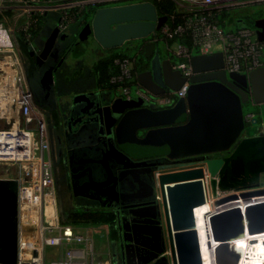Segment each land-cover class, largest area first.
Here are the masks:
<instances>
[{
    "label": "water",
    "instance_id": "obj_1",
    "mask_svg": "<svg viewBox=\"0 0 264 264\" xmlns=\"http://www.w3.org/2000/svg\"><path fill=\"white\" fill-rule=\"evenodd\" d=\"M252 17L253 28L264 43V12ZM165 21L152 1L101 7L68 53L73 46L84 51L85 42L93 39L104 50L135 47L143 90L151 96L178 91L187 78L173 68L174 62L160 45L158 33ZM60 36L63 40L71 37L55 27L38 54L40 63L48 60ZM191 66L194 75L188 95L170 108H157L142 98H111L104 107L109 142L99 164L109 177L106 180L102 172L88 170L80 192L93 191L88 195L100 199L112 193L113 200L102 211L115 216L112 227L120 234L122 264H130L129 250L134 242L125 233L130 228L140 230L158 247L144 252L146 257L138 264H205L199 228L176 226L166 201L159 197L158 163L144 160L206 157L201 165L211 189L215 195L223 193L213 203L214 209L203 216L209 264H217L214 248L224 238L223 224H211L213 214L240 206L242 210L228 212L234 220L228 222L233 238L244 235L246 228L250 234L264 235V103L256 104L263 99L258 82L264 80V66L248 75L227 72L221 52L194 54ZM54 72V67L49 68L44 81L52 83ZM248 115L252 116L250 122ZM115 166L123 167L118 177H113ZM128 176L135 190L120 185ZM128 215L134 217L135 224H129ZM17 259L18 182L0 179V264H17Z\"/></svg>",
    "mask_w": 264,
    "mask_h": 264
},
{
    "label": "built area",
    "instance_id": "obj_2",
    "mask_svg": "<svg viewBox=\"0 0 264 264\" xmlns=\"http://www.w3.org/2000/svg\"><path fill=\"white\" fill-rule=\"evenodd\" d=\"M136 1L139 0H0V66L15 75L14 104L19 110V119H9L0 127V164H8L15 172L0 179L18 182L17 264H114V261L99 249V238L106 237L102 228L65 223L57 212L45 210L46 198L55 185L50 121L48 112L39 106L30 88L16 34L22 32L33 48L31 32L37 29L40 18L50 12L59 14L58 28L65 34L76 25L89 23L90 20L81 18L88 8ZM173 1L178 6V15L167 19L160 34L164 40L173 41L167 49L185 60L173 63V68L180 70L187 81L178 91L151 96L138 82L135 60L121 58L115 62L120 72L110 83L125 99L142 98L160 109L174 106L188 95L189 80L194 75L191 66L194 54L221 52L227 72L248 75L264 66V43L256 29L240 27L226 31L220 25V17L228 11L264 0ZM7 11L13 12L10 18L5 14ZM14 18L24 20L16 29L8 25Z\"/></svg>",
    "mask_w": 264,
    "mask_h": 264
},
{
    "label": "crops",
    "instance_id": "obj_3",
    "mask_svg": "<svg viewBox=\"0 0 264 264\" xmlns=\"http://www.w3.org/2000/svg\"><path fill=\"white\" fill-rule=\"evenodd\" d=\"M264 3V2H263ZM44 20L41 24L40 31L37 38V44L42 43L43 40L49 36L51 31L58 27L59 22V14L57 12H50L49 14L45 15ZM13 25L17 28L22 22H24L23 19L14 18L10 20ZM232 24H235L237 30V26L240 28L242 26H239L238 22H233ZM78 26V27H77ZM14 27V28H15ZM86 26L83 24L76 25L73 30L70 32L76 36L85 28ZM15 28V29H16ZM78 28V29H77ZM77 29V30H76ZM234 29L231 31H235ZM73 36V37H74ZM39 45V44H38ZM167 50V47L165 46V51ZM107 54V50H102L100 53V59L103 58ZM263 61H264V49H263ZM66 62V61H65ZM64 65L65 63L60 67L56 74L55 81L53 82V85L56 89L60 86L59 92L56 91L55 95L52 96L51 101V108L53 113V120L50 124V135L52 139V154L54 158H56L55 162V177L57 178L61 169L66 168L67 172L72 171V166L74 165L73 162L76 159H82V161L79 163L81 166L85 164V160L91 158L93 153L89 152L87 147L95 142H98L106 135V128L104 127V122L101 120L98 115L93 112L89 115H85L81 112V109L84 106L85 101H78L75 103V98H78L80 96H85L88 99H90L92 102H94V99H96L97 96L103 95L104 100L106 102V105H109L112 101L111 98H117V92L115 91L114 87L108 86L100 82L101 79H98L96 75L91 76V87H77L73 88L75 90L71 91L75 83L80 80L82 76H79L77 79L76 77L69 76L68 73L64 72ZM41 72V70H38ZM37 72V73H39ZM57 79V81H56ZM59 82V83H58ZM61 82V83H60ZM258 85L262 88V100H259L256 102L257 105L264 103V80L258 82ZM62 88V89H61ZM14 102V95L11 94L9 96L8 101ZM7 101V100H6ZM75 101V102H74ZM67 113H72L71 115H67ZM247 120L250 122L252 118H247ZM77 156V157H76ZM75 163V162H74ZM87 163V162H86ZM76 165V164H75ZM186 166V167H184ZM180 166V168H195V167H203L201 164H192V165H184ZM57 171V172H56ZM58 179V178H57ZM56 179V180H57ZM208 192L209 197L212 199L213 203L220 197L223 196V193L218 192V194H214L210 183L208 186ZM213 194V195H212ZM77 202L86 201L89 200L86 198L85 195H78L77 196ZM215 200V201H214ZM66 211H62V217L59 216L60 220L65 222V214L70 213V211L75 210L72 209L69 206H65ZM91 209H85V211H89ZM95 210V209H94ZM102 211V209H98ZM82 226H93L97 228H102V231L104 232V236L106 237H100L98 240V243L100 245L99 249L103 252H106V256H111L114 258L115 254V247H114V241L111 236V228L109 225L106 224H100V225H88V224H78ZM130 264H138V262H135V259L133 256H130L129 259Z\"/></svg>",
    "mask_w": 264,
    "mask_h": 264
},
{
    "label": "flooded vegetation",
    "instance_id": "obj_4",
    "mask_svg": "<svg viewBox=\"0 0 264 264\" xmlns=\"http://www.w3.org/2000/svg\"><path fill=\"white\" fill-rule=\"evenodd\" d=\"M70 32L65 33V34L68 35V34H70ZM61 34L65 35L64 33H61ZM46 38L43 40V42L41 44L38 43L39 45L37 44V39H36L35 42H33L34 43L33 48L31 47L32 50H31V53L29 55V59L27 57L25 59L24 56H23V58H24V62H25L27 77H28L29 83H30V88L34 94L36 102L39 104V106H41L44 110H46L48 112L49 121L51 124L52 120L54 119L53 113L51 111L52 110V108H51L52 96L55 95L56 91H58V88L56 87V89H55V87L53 85V82L55 81V78H56V74H57L58 70L60 69V67L65 63L68 55L70 53H72L73 51H79V50H77L76 46H73L72 50L68 53L69 49L72 47V44L76 45L78 43V40H76V42H74L76 37H70V38L63 40V39H61V36H60V38L58 39L56 46H55L53 52L51 53L50 57L48 58V60H45V61H43V63H40L39 59L37 57H38V54L43 49V45H44ZM87 44H88V41L85 42L86 46H87ZM94 44L98 45L97 43H94ZM128 44H130V43H128ZM134 49H135V47H134ZM33 53H36V54H33ZM51 67L55 68L54 80L52 83L46 82L43 79L45 73ZM33 68H36V69H33ZM38 70H41V72H39ZM37 72H39V73H37ZM115 91L117 92L116 89H115ZM117 96H118L117 98L125 99L118 92H117ZM79 99L81 101L82 100L85 101L84 106L81 109V112L85 115L86 114L89 115V114L95 112L98 115V117L101 120H103L104 127L106 128L107 116H106V112L104 111V107L106 106L104 96L103 95L97 96L96 99H94V102H92L90 99H88L85 96H80L78 98H75V101L79 100ZM132 99H136V98L134 97ZM77 102L78 101H76L75 103H77ZM50 124H49V132H50ZM50 137H51V135H50ZM107 142H109V141H108L107 132H106L105 137H103L98 142H95V143H93L87 147L88 151L93 153L91 158L86 159L85 164L82 166L79 164L82 161V159L74 160L75 163L73 162L74 165L72 166L71 172H67L66 168H62L58 177H57L58 179L55 177L56 184L57 185H59V184L64 185L65 184V185H67V187L69 189H75V192L78 195L87 196L90 193L92 195L94 193L93 191H84L83 190L84 192H80V188H81L82 184L88 180V177H89V171L88 170H90V169L93 170L94 173H96L98 171L102 172L104 174V176H106V180L108 179L109 175L104 172L105 170L103 169V166L101 164H99V162L102 160V156H103L104 152H108L107 151L108 150L107 149L108 148ZM113 142H114V144L116 143L115 138L113 139ZM51 143H52V139H51ZM216 156H218V155H214V157H216ZM205 159H206V157H201V156L189 158V159H183V160H169V159H166L164 157H160L157 159L144 160V161H147V163H150V162L158 163V168L155 171V174H156L159 171H166L169 169H182V168H180V166H184V165L201 164L204 162ZM90 160H95V162H91ZM55 162H56V158H55ZM184 167H186V166H184ZM55 170H56V167H55V163H54V172H55ZM121 170H123L122 166H115L113 169V173H114L113 177H118ZM113 177H112V180L114 179ZM120 185L123 188H126L128 190H135L136 189V186L133 184V181L130 178V176L123 179V181L120 182ZM107 195L108 196H106V198L101 197L102 200H106V207H108V205L110 204L109 200H113L111 197L112 196L111 192H108ZM96 198L100 199L99 196ZM128 210L129 209H127V211ZM122 211H123V209H122ZM128 217L131 218L128 220L129 224H131V225L135 224L134 223V217L129 216V215H128ZM136 224H138V223H136ZM114 229H116V228H114ZM125 233L127 234V237L131 238L132 241L134 242L132 245V248H130V250H129V253H130V256H133L134 258H136L135 261L137 260L138 262H140L141 260H143L146 257L143 255L144 252L152 251V250L158 248L154 243L149 242L147 237H145L144 233H142L140 230H134V229L130 228V229L125 230ZM117 234H118L117 235L118 238H116V240L114 241V247H115V254H114V258H113L114 264H117V261H119V260H121V262H122L121 246H120V238H119L120 234H119L118 230H117ZM154 234L156 235L157 232L154 231Z\"/></svg>",
    "mask_w": 264,
    "mask_h": 264
},
{
    "label": "bare ground",
    "instance_id": "obj_5",
    "mask_svg": "<svg viewBox=\"0 0 264 264\" xmlns=\"http://www.w3.org/2000/svg\"><path fill=\"white\" fill-rule=\"evenodd\" d=\"M156 176L162 199L166 201L167 211L176 226L195 225L199 228L205 264H209L203 216L206 211L213 210L214 205L209 197V180L204 174L203 167L169 169L157 172ZM238 208L242 210L240 206H236L230 210L223 209L210 217L213 227L223 224L224 238L215 248L212 246L215 262L217 264H264V235L250 234L246 228L244 235L234 239V234L229 231L231 226L228 222L234 220L228 212ZM227 213L228 215H225Z\"/></svg>",
    "mask_w": 264,
    "mask_h": 264
},
{
    "label": "rangeland",
    "instance_id": "obj_6",
    "mask_svg": "<svg viewBox=\"0 0 264 264\" xmlns=\"http://www.w3.org/2000/svg\"><path fill=\"white\" fill-rule=\"evenodd\" d=\"M139 1H142V0H139ZM144 1H148V0H144ZM262 6H264V3H259V4L254 3L253 5H247V6L238 7V8L258 9V8H261ZM238 8H234L232 10L235 12L239 10ZM238 24L239 26L243 25L242 22H238ZM8 25L13 28L15 27V25H13L11 21H8ZM233 29L235 30L236 26H234L232 23L227 25L225 28L226 31H231ZM94 43H96L94 39L92 41L90 40L87 44L88 47L84 44L85 45L84 51H80V50L73 51L72 53L68 55L66 59L65 65L63 67L64 72L68 73L69 76L76 77L75 79H77L79 76H82L81 78H79L80 80H78V82L75 83V85L72 88H68V89H72L71 91L75 90L73 88H77V87L87 88V87H91L92 85L91 76L96 73L94 66L95 64H97V62H99L100 53L103 50V48H100V46L95 45ZM136 45L137 43L134 44V46ZM160 45L165 50V44L163 42H160ZM130 54H132V56L137 55L135 50H133L132 53ZM24 57L26 59L25 55ZM57 86H58L57 88L59 92L61 85L60 86L57 85ZM15 92H16L15 75L8 68L0 66V127H3L4 125H6V121L9 119L10 120L19 119L18 108L15 106V104L11 100L8 101L9 96L11 94H14ZM71 114L72 113H67L68 116ZM13 173L15 172L9 168L8 164H3V163L0 164V178L8 177ZM77 196L78 194L75 192V189H69L67 185L65 184L57 185L55 182L54 188L50 192V195L47 196L46 198L45 210L48 213L51 211L57 212L58 216L62 217V211L64 212L66 211L65 206H69L72 209H75V210L70 211L72 213L75 211H85V209L104 210L106 207L102 199L98 200L91 195L86 196V198H88L89 200L81 201L78 203ZM159 197L161 200H163L160 190H159ZM161 204L163 205L164 202ZM96 239L98 238L96 237ZM135 262L137 263L138 261L136 260ZM117 264H122L121 260L117 261Z\"/></svg>",
    "mask_w": 264,
    "mask_h": 264
},
{
    "label": "trees",
    "instance_id": "obj_7",
    "mask_svg": "<svg viewBox=\"0 0 264 264\" xmlns=\"http://www.w3.org/2000/svg\"><path fill=\"white\" fill-rule=\"evenodd\" d=\"M152 2L157 6L158 11L160 13L161 16L167 19L171 16V15H178V6L177 4L173 1V0H152ZM98 8H88L86 10H84L81 14V18L83 19H87L90 20L92 18V16L95 14L96 10ZM239 9V10H238ZM236 10L238 11H233L230 10V12L225 13L222 17H220V25L222 28H226L227 25L235 22H242L243 25H241L242 27H249L252 28L253 23H254V19L252 16H256L260 13L264 12V6H262L261 8L258 9H252V8H238ZM5 14L7 15L8 18H10L13 14L12 11H7L5 12ZM252 17V18H251ZM1 20V17H0ZM44 18H40L39 24L37 26V29L32 30V34H33V42H35V40L38 38V34L40 31V27L41 24L43 22ZM165 21V22H166ZM164 22V23H165ZM228 23V24H227ZM89 23L83 24L85 26H87ZM235 26V24H233ZM75 27V26H74ZM78 27V26H77ZM239 27L237 26V29ZM161 29V27H160ZM160 29H159V33H158V38L160 39V42H163L165 44L166 47H168L173 41L172 40H164L160 34ZM17 40L19 43V47L21 50L22 55L26 56L29 59V55L31 53V45L28 44L24 38V34L22 32H17ZM69 36L73 37L74 35L71 33L68 34ZM76 37V34L75 36ZM180 41H184V39L179 38ZM128 46V45H127ZM134 49L131 48L130 46L128 47H122V48H117V49H109L107 50V54H105V56H103V58H101L99 60V62H97V64H95L94 68H95V74L96 77H98V79H101L102 83L106 84L109 86H113L110 83V80L113 76L117 75L120 72L119 67L116 65V60L121 59V58H132L135 60V65H136V69L138 71L139 69V64H138V59L135 58L134 56H132V51ZM135 52L137 53V50H135ZM165 55H167L168 57H170L172 59V61L174 63H178V62H184V59L178 58L175 55H173L168 49L165 51ZM141 57V56H140ZM36 69V68H33ZM65 223H70V224H88V225H102V224H106L109 225L111 227V236L113 241L116 240V238H118V234H117V230L114 229L112 227L113 222L115 220V216L111 213H107L106 211H100V210H89V211H75V212H70V213H66L65 214ZM63 218V217H62Z\"/></svg>",
    "mask_w": 264,
    "mask_h": 264
}]
</instances>
